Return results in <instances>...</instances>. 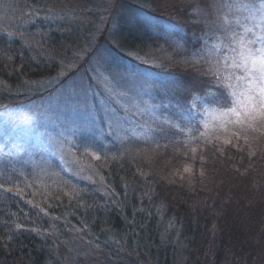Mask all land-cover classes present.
<instances>
[{
  "label": "trees",
  "instance_id": "1",
  "mask_svg": "<svg viewBox=\"0 0 264 264\" xmlns=\"http://www.w3.org/2000/svg\"><path fill=\"white\" fill-rule=\"evenodd\" d=\"M143 1H149L153 10L171 11L181 18L189 35L206 26L184 16L187 9L194 4L209 8L212 3ZM83 2L0 0V106L15 103L10 94L3 95L5 89L15 91L26 81L56 73V67L40 56V49L64 57L82 46L79 26L46 15L81 10ZM121 24L114 35L121 49L143 54L163 50L161 41L141 22L129 18ZM35 43L38 51L33 50ZM166 45L165 50H174V43ZM162 57L167 66L169 56ZM166 72L178 75L175 70ZM181 78L189 82L190 77ZM200 95L205 100L204 92ZM203 100L197 102L198 110L208 108ZM206 100L213 110L215 103ZM169 111L160 114L170 115ZM165 127L157 121L150 133L143 131L140 137L108 145L94 167L98 180L91 182L72 172L67 176L54 158L46 165H54L56 176L48 172L49 181L37 180L39 170L23 166L10 155L6 161L0 150V184L4 186L0 188V264H264V145L239 142L221 153L216 142L200 136V125L197 140H188L173 129L166 136L155 131ZM182 138L200 145L195 156L187 147L182 149ZM177 149L186 150L188 158L196 161V173L170 184L171 173L180 164L172 160L174 154L181 156ZM200 153L204 160H199ZM110 236L115 242L108 241ZM177 237L186 246L180 251L182 260L177 256ZM86 242L96 248L97 257L85 254Z\"/></svg>",
  "mask_w": 264,
  "mask_h": 264
},
{
  "label": "rangeland",
  "instance_id": "2",
  "mask_svg": "<svg viewBox=\"0 0 264 264\" xmlns=\"http://www.w3.org/2000/svg\"><path fill=\"white\" fill-rule=\"evenodd\" d=\"M79 7L81 10L72 12L67 10L50 11L51 13L49 12L46 18L51 17L52 20H63L73 24L76 28L79 26L82 33L79 40L82 42V46L73 49L69 56L64 57L51 55L50 52H45L44 49H40L39 52L48 65L56 67V72L58 70L57 66L61 61L70 66L79 64V68L77 69L78 75L76 76L78 80L80 76L85 74V69L89 68V64L75 59L77 49L87 47L90 41L93 48H98L99 55L93 56L92 60L95 62L99 56H103L102 63L104 64V68L108 70L105 72V75L108 76L111 73L109 83L106 86L101 85L99 87L94 85V91L97 95L95 97L89 96V111L79 115L72 114V119L77 124L88 122L92 126V132L78 133L76 137L65 133L69 138L68 141H64L60 135L64 131V128L61 127V124H64L63 118L60 120H57L55 116H51L50 118V114L45 112L48 109L50 100L55 104L54 97L59 85L52 84L45 88L36 83V81H40L42 84L47 85L50 77L26 81L15 91H10L8 88L4 90L3 95L8 97L7 95L10 94V97L13 99L12 101L16 103L7 105V108L11 110L9 112V115L12 117L11 120L6 119V109L0 106V150L4 154L3 157L6 161L9 155L16 157L23 166L39 170V174L37 173L36 176H38L37 180L40 181H49L48 172H52V176H56L54 165H46L48 162H51L50 158L59 161V167H62L65 173L68 172L67 176H69V172H72L78 179H85L87 182L97 181L94 167L97 164L96 161L102 158L95 159V155L104 157L102 150L105 151L111 143L123 142L132 137L142 136L144 134L142 132L145 129L141 126L145 122L152 127L153 122L149 114H140L144 108L151 109L152 106H156V116L159 118L157 121H162L169 114L164 113L162 115L160 114L161 111L170 109L172 111H169L171 112L170 115L173 116L176 111H173L174 107L166 108L164 105H175L177 101L183 104L185 100L186 102L189 100L190 93L184 91L186 88H191L194 85L196 91L199 93L200 91L201 93H205L207 90L213 89L221 96L226 94L227 91L223 84L218 83L215 76L208 71L210 64H214L217 59V57L208 55L209 50L214 44L220 46L221 57L226 54V41L218 40L212 36L213 28L211 25L206 26L204 24L206 27L199 33L195 32L197 31L195 26L192 28L195 33L189 35L181 22V18L179 19L171 11L162 10L160 12L156 8L153 10L152 4L149 1L145 2L143 0H118V3H115L114 0H85ZM196 7V4L190 6L184 14L192 22L197 19H204L192 15V11ZM177 8V12L180 14L182 12L181 7L178 6ZM134 11H137L138 14H135ZM129 18L133 20V23L138 21L140 24L141 22L142 25L157 36V42L161 41L160 45L163 46V50H161L162 54H160L161 52L143 54L128 51L121 49L116 44L113 37L120 31L122 27L121 22L123 20L127 21ZM207 19L211 21L214 17L208 16ZM39 33L36 32L35 35H39ZM216 35L222 36L219 30H216ZM191 37L192 41L188 40ZM36 42H39V40ZM168 42H170V46L171 43H174V50L172 49L170 52L164 49L168 45H166ZM34 46L33 50L38 51L39 47L37 43ZM113 47L117 49L115 50ZM171 53L173 56H171ZM163 54L169 56L170 62L167 66L162 57ZM103 70L101 69V71ZM170 70L177 71L178 75H169L166 71ZM55 74L51 77H54ZM88 75H92V73L89 72ZM184 76L190 77L188 79L189 82H185L186 79L184 81L181 80V77ZM112 77H115V79L113 80ZM173 82H175V87H165V85L172 84ZM67 83L70 84L71 80H68ZM106 88L112 90L113 99L108 98L109 93L105 90ZM50 93H52V96L49 95ZM115 93H125V95L115 98ZM171 97L172 99H170ZM204 99L202 97L208 108L205 107L198 110L197 107L193 113L192 121V124L195 125H192L191 131L182 133L188 140H197L195 138L197 125L202 127L201 133L208 132L217 123L215 117L219 114V107L214 104L213 110H209V103L206 99L213 101V97L205 95ZM25 114L33 117L40 124L38 131L32 125L20 124L17 126V123L13 122ZM110 124L111 127H109ZM205 124L208 125V129L205 128ZM24 129H29V131L26 132ZM237 132L239 133V138L233 135V133ZM215 135H218L220 139L213 137L211 141L219 145L221 153L224 152L225 148H229L230 145L237 147L239 142L241 144H254V142H258L259 145H264V127L260 126H257V130H242L238 127L230 126L228 132H217ZM244 136L248 137L247 142L243 138ZM228 138H231L232 143L224 144V139ZM182 140L183 142H179L181 147H187L190 149L191 155L195 156L198 153L197 148L200 145L198 143H191L183 138ZM182 140L179 139V141ZM251 144L249 145L250 147L253 146ZM178 146V144L173 145L174 148H178ZM86 147L88 148L87 151L85 150ZM193 148L196 149L195 152L192 151ZM177 151L182 157L177 154L172 155V160H175L176 164H180L177 165L179 168L176 169V172L174 169L171 173L170 184H172L171 182L179 183L181 182L180 180L184 181L185 179L183 178L190 179L191 173L193 176L196 173V165H194L196 161L188 158L186 150L177 149ZM86 156H89V158ZM202 156L203 153H200L199 160L206 158H202ZM180 160L184 162L181 163ZM186 167L189 169L187 172H185ZM179 178L182 179L177 180ZM80 182H84V180L77 181L75 184L79 186ZM108 241L115 242V239L110 236ZM175 245L178 249L177 256L179 254L180 256L183 255L180 251H183L186 246L178 241ZM85 246L88 251L85 253L86 255L89 254L93 256L92 258L98 256L96 248L94 247L93 249L91 243L88 244L86 242ZM180 248L182 249L179 250ZM182 259L181 256L178 260Z\"/></svg>",
  "mask_w": 264,
  "mask_h": 264
},
{
  "label": "snow or ice",
  "instance_id": "3",
  "mask_svg": "<svg viewBox=\"0 0 264 264\" xmlns=\"http://www.w3.org/2000/svg\"><path fill=\"white\" fill-rule=\"evenodd\" d=\"M114 2L118 3V0H114ZM192 15L204 18L203 20H194V23L202 22L206 26L211 25L212 36L218 40L226 41V54L222 57L220 56V46L217 44H214L208 52L209 56L217 57L215 63L210 64L208 71L215 76L218 83L223 84L227 91L222 96L213 89L204 93V95L213 97L212 102L219 107L220 111L215 117L217 123L208 132H201L200 136L210 142L213 137L220 139L215 133L228 132L230 126L242 130H257V126L264 127V0H212L209 8L197 5L193 9ZM208 16H212L214 19L209 21ZM216 30H219L222 36H217ZM113 40L117 45L120 44V41L115 37ZM98 55V48H93L90 41L87 47H81L76 51L75 59L89 64V68L85 69V74L78 80L76 76L79 64L70 66L61 61L57 66L58 70L55 76L48 79L47 85L36 81L37 84L45 88L52 84L59 85L54 97L55 104L50 100L45 112L50 114V118L51 116H55L57 120L63 118L64 124H61V127L64 128V131L60 135L64 141H68L69 138L65 133L76 137L78 133L92 132V126L88 122L77 124L72 119V114L79 115L89 111V96L97 95L94 85L99 87L109 83L111 73L108 76L105 75L108 70L102 63L103 56H99L95 62L92 60L93 56ZM101 69L104 70L101 71ZM89 72L92 75H88ZM112 79L114 80L115 77ZM68 80H71L70 84L67 83ZM165 87H175V82L167 84ZM105 90L109 93L108 98L113 99L112 90L107 88ZM184 91L190 93L189 100L183 104L177 101L175 105H164L166 108L174 107L175 115L165 116L161 123L166 127L157 128L155 131L165 136L170 129H175L179 133L191 131L193 113L198 107L197 102L201 101L202 97L194 85ZM49 95L52 96V93ZM122 95L125 93H115V98ZM3 107L6 109V119L11 120L12 117L9 115L11 110L6 105ZM155 109L156 106H152L151 109L144 108L140 114H149L150 119L155 123L159 119ZM13 122L17 123V126L20 124L32 125L37 131L40 128V124L27 114L18 117L17 121ZM141 127L145 129V134L153 131L147 122ZM205 128L208 129L207 124H205ZM24 131L27 132L29 129H24ZM233 135L239 138L238 132ZM243 138L247 142L248 137L244 136ZM223 143L230 144L232 140L231 138L224 139ZM85 150L87 151L88 148L86 147ZM192 151L195 152L196 149L193 148ZM100 158L99 155H95V159ZM187 171L189 169L186 167L185 172ZM3 187V184H0V188ZM5 190L11 191L12 189ZM16 227L19 229L21 225L18 224Z\"/></svg>",
  "mask_w": 264,
  "mask_h": 264
}]
</instances>
